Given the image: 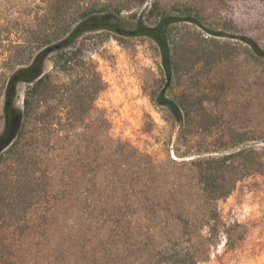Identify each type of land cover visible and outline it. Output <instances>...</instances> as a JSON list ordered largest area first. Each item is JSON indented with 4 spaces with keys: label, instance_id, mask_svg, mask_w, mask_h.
Returning a JSON list of instances; mask_svg holds the SVG:
<instances>
[{
    "label": "trees",
    "instance_id": "trees-1",
    "mask_svg": "<svg viewBox=\"0 0 264 264\" xmlns=\"http://www.w3.org/2000/svg\"><path fill=\"white\" fill-rule=\"evenodd\" d=\"M207 10L200 0H0V264L209 259L219 200L263 171L253 143L264 141V42L204 33ZM93 34L157 43L179 87L154 98L180 121L177 158L158 161L110 134L97 105L105 82L85 52ZM247 66L252 95L237 90ZM235 98L263 117L252 128L232 121Z\"/></svg>",
    "mask_w": 264,
    "mask_h": 264
},
{
    "label": "rangeland",
    "instance_id": "rangeland-1",
    "mask_svg": "<svg viewBox=\"0 0 264 264\" xmlns=\"http://www.w3.org/2000/svg\"><path fill=\"white\" fill-rule=\"evenodd\" d=\"M200 2L208 10L205 25L198 27L199 30L213 35L208 30L214 27L223 31L222 38L233 41L242 40L245 32H252L264 42V4L256 0ZM144 7L139 9V14ZM230 19L235 22L236 29L226 25V20ZM99 40L95 34L84 39L85 52L105 82L97 105L109 120L110 134L130 142L158 161L169 163L172 158L178 157V148L183 152L185 147L179 144L180 121L165 105L154 99L161 90L166 96H171L179 88L177 84L173 85V77L162 70L157 43L145 35H112L105 41ZM50 66L51 61L48 60L47 67ZM241 76L246 77L248 83L237 87V90L252 95L250 92L254 88L250 66L241 72ZM25 87V83H20V105ZM247 105H250L249 102ZM229 109L232 121L243 127L252 128L263 118L250 106L247 108L238 104L236 98L231 101ZM4 124V98L0 97V132ZM253 144L264 160V141ZM182 159L178 158L179 161ZM219 209L220 219L211 229L214 231V244L209 259L199 264H264V165L262 172L255 171L239 179L232 192L219 200ZM229 230L232 232L231 239L228 238Z\"/></svg>",
    "mask_w": 264,
    "mask_h": 264
}]
</instances>
